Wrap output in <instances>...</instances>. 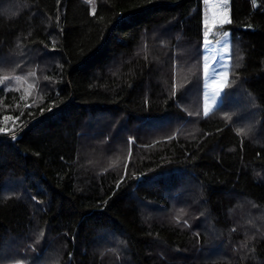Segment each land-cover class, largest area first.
<instances>
[{
	"label": "trees",
	"instance_id": "trees-1",
	"mask_svg": "<svg viewBox=\"0 0 264 264\" xmlns=\"http://www.w3.org/2000/svg\"><path fill=\"white\" fill-rule=\"evenodd\" d=\"M227 7L0 0V264H264V0Z\"/></svg>",
	"mask_w": 264,
	"mask_h": 264
},
{
	"label": "rangeland",
	"instance_id": "rangeland-1",
	"mask_svg": "<svg viewBox=\"0 0 264 264\" xmlns=\"http://www.w3.org/2000/svg\"><path fill=\"white\" fill-rule=\"evenodd\" d=\"M206 3H207V7L209 9V18L207 19V26L211 30V28L215 24V22L224 23V21H226L227 15H226V13H224L223 10L226 9V8L228 9V7H227V0H206ZM217 9H221L222 10L221 12H222L223 15H221V17H217L213 13V12L217 13ZM210 30H209L208 33H210ZM205 46H206V48L210 47L208 40L205 41ZM214 48H216V47H214ZM222 84H223V81L220 79V81L218 82V85L215 86V89L211 90V92L214 93L217 90V92L219 94L221 92L220 91L221 90V87L220 86ZM207 108L210 109V110L212 109V108H209V107H207ZM210 110H207V113H209ZM17 264H21V263H17Z\"/></svg>",
	"mask_w": 264,
	"mask_h": 264
},
{
	"label": "crops",
	"instance_id": "crops-1",
	"mask_svg": "<svg viewBox=\"0 0 264 264\" xmlns=\"http://www.w3.org/2000/svg\"><path fill=\"white\" fill-rule=\"evenodd\" d=\"M221 11H222L221 9H217V13H215V12H213V13L215 14V16H217V17H221V15H223ZM223 11H224V13H226V15H227V19H226V21H224V22H228V21H229V9L226 8V9H224ZM227 12H228V13H227Z\"/></svg>",
	"mask_w": 264,
	"mask_h": 264
},
{
	"label": "snow or ice",
	"instance_id": "snow-or-ice-1",
	"mask_svg": "<svg viewBox=\"0 0 264 264\" xmlns=\"http://www.w3.org/2000/svg\"><path fill=\"white\" fill-rule=\"evenodd\" d=\"M221 88H222V85L220 86ZM226 95V94H225ZM205 111H207V110H205Z\"/></svg>",
	"mask_w": 264,
	"mask_h": 264
}]
</instances>
